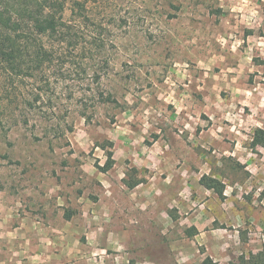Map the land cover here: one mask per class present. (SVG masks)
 Segmentation results:
<instances>
[{"label": "rangeland", "instance_id": "rangeland-1", "mask_svg": "<svg viewBox=\"0 0 264 264\" xmlns=\"http://www.w3.org/2000/svg\"><path fill=\"white\" fill-rule=\"evenodd\" d=\"M97 12L101 63L53 65L36 102L0 85V264H241L264 243V0Z\"/></svg>", "mask_w": 264, "mask_h": 264}, {"label": "trees", "instance_id": "trees-1", "mask_svg": "<svg viewBox=\"0 0 264 264\" xmlns=\"http://www.w3.org/2000/svg\"><path fill=\"white\" fill-rule=\"evenodd\" d=\"M98 6L101 7V0H0V85L4 82L8 86L5 90L9 97L10 93L25 97L23 81L27 94L34 96L32 101L41 99L46 89L40 82L48 84L53 65L102 62L99 55L106 49L107 26L99 17ZM27 102L30 108L35 106L30 100ZM0 124L3 125L1 116ZM250 146L253 150L264 148V128L255 129ZM115 162L114 152L108 150L105 164L95 166L106 173ZM124 181L130 188L142 182ZM201 182L224 196L225 183L220 179L205 174ZM65 217L70 218L71 214L66 213ZM198 232L194 226L189 235ZM241 264H264V243L258 252L243 255Z\"/></svg>", "mask_w": 264, "mask_h": 264}, {"label": "crops", "instance_id": "crops-1", "mask_svg": "<svg viewBox=\"0 0 264 264\" xmlns=\"http://www.w3.org/2000/svg\"><path fill=\"white\" fill-rule=\"evenodd\" d=\"M111 170V169H110ZM110 182H112L111 180H109ZM67 221L69 222L70 221V219H67ZM68 222H66V224L65 225H63V226H59V227H57V230L60 232V238H62V237H64L65 236V230H66V227H67V224H68ZM89 243L91 244V245H86V247H87V249H86V252H85V255H87L86 253H89V252H91L93 249V247H94V245H92V244H94V242L92 241V240H90L89 241ZM89 251V252H88ZM38 254V253H37Z\"/></svg>", "mask_w": 264, "mask_h": 264}]
</instances>
